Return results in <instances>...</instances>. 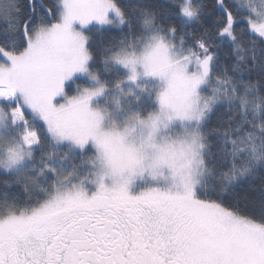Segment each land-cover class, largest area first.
I'll use <instances>...</instances> for the list:
<instances>
[{"label": "snow or ice", "instance_id": "snow-or-ice-1", "mask_svg": "<svg viewBox=\"0 0 264 264\" xmlns=\"http://www.w3.org/2000/svg\"><path fill=\"white\" fill-rule=\"evenodd\" d=\"M0 264H264V0H0Z\"/></svg>", "mask_w": 264, "mask_h": 264}]
</instances>
